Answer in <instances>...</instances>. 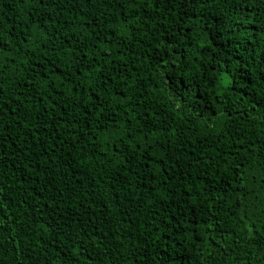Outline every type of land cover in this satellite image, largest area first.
I'll return each instance as SVG.
<instances>
[{"label": "trees", "instance_id": "obj_1", "mask_svg": "<svg viewBox=\"0 0 264 264\" xmlns=\"http://www.w3.org/2000/svg\"><path fill=\"white\" fill-rule=\"evenodd\" d=\"M0 264H264V0H0Z\"/></svg>", "mask_w": 264, "mask_h": 264}]
</instances>
